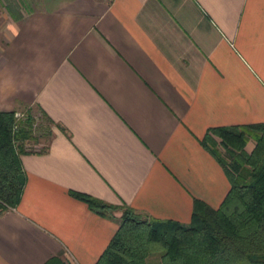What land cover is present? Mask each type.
Instances as JSON below:
<instances>
[{"label": "crops", "instance_id": "1", "mask_svg": "<svg viewBox=\"0 0 264 264\" xmlns=\"http://www.w3.org/2000/svg\"><path fill=\"white\" fill-rule=\"evenodd\" d=\"M0 111L47 134L0 264H95L124 207L188 226L230 189L205 135L264 122V0H0Z\"/></svg>", "mask_w": 264, "mask_h": 264}, {"label": "trees", "instance_id": "2", "mask_svg": "<svg viewBox=\"0 0 264 264\" xmlns=\"http://www.w3.org/2000/svg\"><path fill=\"white\" fill-rule=\"evenodd\" d=\"M15 113L0 111V213L18 204L24 183L19 155L25 142L36 138L35 118L28 113L17 119ZM249 139L254 147L247 152ZM202 143L230 182L219 207L196 200L188 226L142 218L124 207L95 264H264V122L211 128ZM73 195L101 214L113 208L85 194ZM155 253L156 262L151 260ZM46 264L70 263L52 259Z\"/></svg>", "mask_w": 264, "mask_h": 264}, {"label": "rangeland", "instance_id": "3", "mask_svg": "<svg viewBox=\"0 0 264 264\" xmlns=\"http://www.w3.org/2000/svg\"><path fill=\"white\" fill-rule=\"evenodd\" d=\"M34 128L35 130L33 131V135L36 137L35 140H31V142L27 145V148L30 150H35L40 148L41 143L44 144L45 139L47 138V134L43 133L44 131L41 129L40 125H41V120L39 119H35V123H34ZM37 139V140H36ZM219 139H216V141L218 142ZM39 142V143H38ZM36 143H38L36 145ZM254 147V141L253 139H249V143L246 146V151L250 152L252 150V148ZM217 150L219 151V153L222 156H226L227 154L225 153V151L223 150V148H221L220 146H217ZM158 253H155L151 260L155 261L158 260Z\"/></svg>", "mask_w": 264, "mask_h": 264}, {"label": "built area", "instance_id": "4", "mask_svg": "<svg viewBox=\"0 0 264 264\" xmlns=\"http://www.w3.org/2000/svg\"><path fill=\"white\" fill-rule=\"evenodd\" d=\"M23 116H24V114L21 113V112H16V113H15V117H16L17 119H20V118H22Z\"/></svg>", "mask_w": 264, "mask_h": 264}]
</instances>
